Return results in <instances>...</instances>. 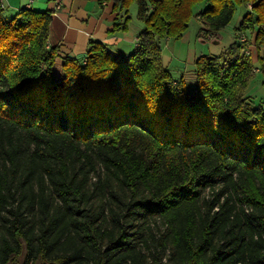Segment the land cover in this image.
<instances>
[{
    "label": "trees",
    "instance_id": "1",
    "mask_svg": "<svg viewBox=\"0 0 264 264\" xmlns=\"http://www.w3.org/2000/svg\"><path fill=\"white\" fill-rule=\"evenodd\" d=\"M112 1L125 16L115 30L138 7L136 50L92 42L84 59H64L61 76L52 12L7 17L0 1V264H264L252 55L241 38L224 55H199L191 86L161 54L199 3L203 39L248 4L242 28L255 34L264 86V0ZM166 251V262L156 257Z\"/></svg>",
    "mask_w": 264,
    "mask_h": 264
},
{
    "label": "crops",
    "instance_id": "2",
    "mask_svg": "<svg viewBox=\"0 0 264 264\" xmlns=\"http://www.w3.org/2000/svg\"><path fill=\"white\" fill-rule=\"evenodd\" d=\"M0 1L7 17L15 16L22 8L52 12L48 45L57 49L54 72L58 76L63 74L64 59L66 57L84 59L92 42H103L117 54L132 53L136 50L139 35L145 27L144 22L134 17L130 12L131 21L128 28L115 30V25L118 22H123L125 16L114 10L112 0H104L102 3L100 0ZM202 26L203 22L200 21V28ZM219 38H221L220 33L212 40L218 41ZM249 48L252 50L254 64H258V56L255 57L253 51L256 48L255 44L250 45ZM197 57L198 53L192 49L190 62L176 59L178 76L175 77L184 78L189 85L194 86L196 84L195 60ZM163 63L165 64L164 60ZM171 65L165 64L170 70L172 69ZM259 66L256 67L257 71H260Z\"/></svg>",
    "mask_w": 264,
    "mask_h": 264
},
{
    "label": "rangeland",
    "instance_id": "3",
    "mask_svg": "<svg viewBox=\"0 0 264 264\" xmlns=\"http://www.w3.org/2000/svg\"><path fill=\"white\" fill-rule=\"evenodd\" d=\"M204 2L199 3L194 7L193 17L189 24V28L185 31L181 38H171L169 40H163L162 42V55L165 64L168 66L171 65V72L174 76L177 75V65L176 59L188 60L190 62L191 51H196L198 56L201 54H212V55H224V53L229 49V47L237 41V38H246V41L243 42L246 44L248 48H246V52H250L252 54V50L249 48L250 45L254 44L255 34L252 29L248 27V24L242 28V23L245 19V16L250 11V6L244 3L236 4L235 14L231 22L223 28L219 33L221 38L218 41H214L212 39H203L199 37L200 31V17L198 14L204 9ZM137 5L133 4L130 12L131 14L137 17ZM188 38V40H187ZM255 53V57L258 56V51L256 48L253 49ZM172 62V63H171ZM255 68L259 66L258 64H254ZM168 68V67H167ZM177 68V69H176ZM247 96H251L257 103L262 102L264 105V86H263V74L260 71L255 69V73L253 78L251 79L246 91ZM97 180V176H94L92 179V185ZM206 195H209L208 193ZM154 231L158 234L160 231H164L165 226L158 221V223L152 222ZM170 252L166 251L156 255L159 259L160 256L163 258V261L166 262L169 259ZM149 261L155 263L153 259H149ZM35 264H42L41 260H38Z\"/></svg>",
    "mask_w": 264,
    "mask_h": 264
},
{
    "label": "built area",
    "instance_id": "4",
    "mask_svg": "<svg viewBox=\"0 0 264 264\" xmlns=\"http://www.w3.org/2000/svg\"><path fill=\"white\" fill-rule=\"evenodd\" d=\"M250 6V9H251V5H249ZM246 41V38L245 37H243V38H241V42H245ZM139 45V41H138V44H137V46ZM248 48V47H247ZM248 53H250V52H248Z\"/></svg>",
    "mask_w": 264,
    "mask_h": 264
}]
</instances>
